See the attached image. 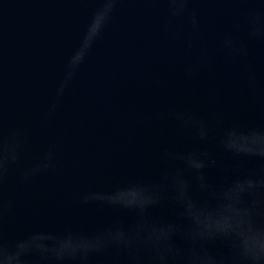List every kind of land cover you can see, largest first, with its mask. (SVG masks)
I'll use <instances>...</instances> for the list:
<instances>
[{
  "label": "water",
  "instance_id": "water-1",
  "mask_svg": "<svg viewBox=\"0 0 264 264\" xmlns=\"http://www.w3.org/2000/svg\"><path fill=\"white\" fill-rule=\"evenodd\" d=\"M105 7L106 0H0V144H18L0 183V238L9 245L37 233L91 235L132 222L83 200L137 174L155 177L163 144L192 146L173 122L157 120L162 111L221 116V133L233 122L264 126V41H248L246 28L249 12L264 22V0H189L175 15L179 3L169 0H114L91 43L89 27ZM229 37L247 43L250 55L230 56L222 47ZM196 63L204 66L187 78ZM249 64L256 96L246 87ZM208 175L225 181L215 170ZM177 212L167 203L153 217L171 220Z\"/></svg>",
  "mask_w": 264,
  "mask_h": 264
},
{
  "label": "clouds",
  "instance_id": "clouds-1",
  "mask_svg": "<svg viewBox=\"0 0 264 264\" xmlns=\"http://www.w3.org/2000/svg\"><path fill=\"white\" fill-rule=\"evenodd\" d=\"M186 11L189 0H169ZM258 2V0H253ZM114 0L97 12L88 30L91 43L100 34L98 17L104 23ZM193 29L198 27L191 13ZM247 40L264 41V22L258 12L246 17ZM191 47V44H189ZM222 47L230 56L247 58L245 42L231 37ZM202 63L191 65L186 76L195 78ZM246 87L259 91L255 68L247 65ZM160 123L175 124L178 137L190 135V147L163 144L155 155L159 172L155 177L137 174L126 184L103 194L86 197L118 213L131 215L132 222H114L91 235L68 232L62 236L33 234L9 245L0 238V264H26L36 257L39 264H90L103 257L110 264H264V126H241L233 122L221 128V116H204L187 109H169L157 115ZM18 144H0V183L7 168L17 160ZM218 154L232 162L226 166ZM255 163V167H245ZM215 170L225 177L222 184L208 175ZM170 203L178 210L171 220H158L153 212Z\"/></svg>",
  "mask_w": 264,
  "mask_h": 264
}]
</instances>
